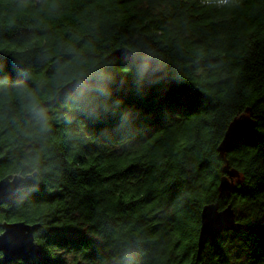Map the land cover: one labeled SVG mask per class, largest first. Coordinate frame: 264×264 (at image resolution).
Returning <instances> with one entry per match:
<instances>
[{
	"label": "trees",
	"instance_id": "16d2710c",
	"mask_svg": "<svg viewBox=\"0 0 264 264\" xmlns=\"http://www.w3.org/2000/svg\"><path fill=\"white\" fill-rule=\"evenodd\" d=\"M0 48L21 68L0 84V181L25 178L0 224L37 226L29 264H264V0H0ZM105 93L127 104L118 123L81 106ZM247 108L255 134L222 159ZM227 164L241 176L220 199ZM216 202L240 230L198 254Z\"/></svg>",
	"mask_w": 264,
	"mask_h": 264
},
{
	"label": "water",
	"instance_id": "95a60500",
	"mask_svg": "<svg viewBox=\"0 0 264 264\" xmlns=\"http://www.w3.org/2000/svg\"><path fill=\"white\" fill-rule=\"evenodd\" d=\"M141 73L143 78L151 83H162L167 79L166 71L159 62L148 54L126 53L124 56ZM94 82H82L81 84L71 83L64 91L76 89H86ZM257 121L251 116L250 108L240 116L234 118L218 147L220 157L224 159L232 152L238 144L255 134ZM241 176L239 170L230 168L227 164L224 168V175L219 183V198L224 199L235 193L238 189L237 179ZM25 178L22 175L8 176L0 181V207L11 204L17 200L24 189ZM0 229L4 234L0 237L4 243L0 246V255L5 263L22 261L29 264L32 259L41 261L43 252L35 240L36 225L25 222H13L0 224ZM240 230V224L236 221V214L232 205L221 208L219 203H210L204 206L201 214V228L198 238L199 251L201 254L205 245L215 240L223 232Z\"/></svg>",
	"mask_w": 264,
	"mask_h": 264
},
{
	"label": "snow or ice",
	"instance_id": "6c2138e0",
	"mask_svg": "<svg viewBox=\"0 0 264 264\" xmlns=\"http://www.w3.org/2000/svg\"><path fill=\"white\" fill-rule=\"evenodd\" d=\"M228 0H220V3H227ZM39 6V0H38ZM21 71L19 65L13 63L12 59L5 54V49L0 48V84H5L8 82L10 74H15ZM82 107L95 106L99 112V115L103 119L112 120L119 122L127 108L123 98H116L113 94L105 93L100 97L96 96H85L81 102ZM4 234L0 232V237ZM4 243L0 240V246ZM136 264V262H133Z\"/></svg>",
	"mask_w": 264,
	"mask_h": 264
}]
</instances>
